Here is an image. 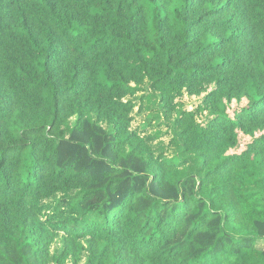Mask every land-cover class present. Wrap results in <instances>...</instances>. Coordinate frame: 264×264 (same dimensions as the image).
Instances as JSON below:
<instances>
[{"label":"trees","instance_id":"obj_1","mask_svg":"<svg viewBox=\"0 0 264 264\" xmlns=\"http://www.w3.org/2000/svg\"><path fill=\"white\" fill-rule=\"evenodd\" d=\"M259 241L264 0H0V264H264Z\"/></svg>","mask_w":264,"mask_h":264},{"label":"rangeland","instance_id":"obj_2","mask_svg":"<svg viewBox=\"0 0 264 264\" xmlns=\"http://www.w3.org/2000/svg\"><path fill=\"white\" fill-rule=\"evenodd\" d=\"M202 98L203 97H189V96L185 95L180 101L183 103V105H184L186 110L192 111L193 109H195L201 103ZM246 104H247V100H243L239 104L234 101L228 108L229 116H231L233 118L235 111L239 110L241 107L245 106ZM137 111H138V108L136 109L135 114H134V116H135V121H134V124H133L134 128H137V127L141 126V124H143V122L145 121V118H146V116L148 114V112H145L144 114L139 115L137 113ZM199 121L203 123L204 119L201 118ZM155 129H156V126H155V123H153L151 127L147 128V133L151 134ZM162 129H163V132H166V128L165 127H163ZM259 135L260 134H257V136H259ZM160 140L165 141L166 143H168V141L170 140V136L163 135ZM251 142H252V138H250L248 136H245L242 133H239V145H238V147L236 149L231 150L229 152V154H238V153L243 152L246 149L247 145L250 144ZM57 247L60 248L61 244L55 243L53 248H52V250L54 251ZM258 247L260 249H264V241H259L258 242ZM69 264H71V263H69ZM82 264H84V262Z\"/></svg>","mask_w":264,"mask_h":264}]
</instances>
